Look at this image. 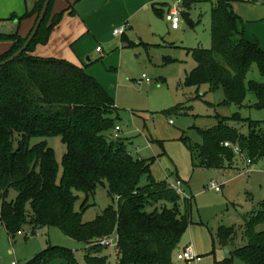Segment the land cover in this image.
Wrapping results in <instances>:
<instances>
[{"label": "trees", "instance_id": "1", "mask_svg": "<svg viewBox=\"0 0 264 264\" xmlns=\"http://www.w3.org/2000/svg\"><path fill=\"white\" fill-rule=\"evenodd\" d=\"M179 1L185 15L184 9L201 0ZM43 2L37 0L19 20L32 15L37 19ZM53 2L50 0L26 50L0 65V225L11 234L20 232L25 224L56 226L64 235L87 244L85 264H110L102 253L106 246L96 241L113 234L117 240L116 264H174L180 238L193 222V197L181 195L166 179L155 180L150 169L152 158L134 157L125 138L120 133L114 136L115 126H119L118 116H113L115 101L83 66L32 54L37 44L47 41L61 18L62 12L51 16ZM210 14V48L190 49L195 66L185 73V84H207L212 91L221 87L223 105L242 106L250 92L255 98L251 106L264 109V81L246 80L253 64L264 77V50L259 41L245 38L243 20L234 11L232 0H214ZM27 36L22 38L18 29L0 33V41L11 43L10 49L0 54V61L15 52ZM122 39L132 44L125 36ZM178 109L176 106L166 112ZM239 118L238 113L220 116L216 125L200 130L202 143L195 148L188 145L191 155H197L199 167L227 168L236 156L233 146L251 162L264 159V133L259 130L264 120L250 121L248 134H242L226 123ZM49 136H59L66 146L58 180L54 151L46 140L31 146L28 143L32 137ZM226 141L231 146H225ZM176 180L181 182L178 177ZM99 185L107 186L113 203L92 221L84 222L87 201ZM11 191L16 196L8 201ZM78 192L83 194V201L76 210ZM242 225L245 243L235 247L232 255L246 264H264V201L243 216ZM259 226L262 229H257ZM215 235L219 246L228 247L235 226L219 225ZM58 260L75 264L70 249L56 246L26 264H53ZM231 260L215 259L213 264H231Z\"/></svg>", "mask_w": 264, "mask_h": 264}, {"label": "rangeland", "instance_id": "2", "mask_svg": "<svg viewBox=\"0 0 264 264\" xmlns=\"http://www.w3.org/2000/svg\"><path fill=\"white\" fill-rule=\"evenodd\" d=\"M210 2L201 0L188 10L184 9L188 16L186 18L182 13L177 30H171L163 17L152 10L149 24L143 22L127 31L128 36L134 38V44L127 45L122 41L124 35L112 38L108 44L101 43L104 51L112 50L109 54L122 51L120 67L112 65L116 69L108 72L104 87L115 101L117 109L113 116H118V133L125 138L128 151L134 157L152 158L150 169L155 180L166 179L170 183L181 178L184 196L193 197V222L182 234L177 248L192 244L201 256L196 264H213L215 259L226 257L232 259L231 264H246L231 252L245 243L243 216L259 208V203L264 201V159L248 164L247 157L240 151L227 168L209 169L199 167L197 155L192 156L188 148V145L195 148L201 144L200 130L216 125L220 116L231 117L238 113L240 120L230 119L226 123L242 134H248L250 121L264 120V109L251 106L255 98L250 92H247L242 106L223 105L220 104L224 99L221 87L212 91L207 84L193 86L184 82L185 73L195 66L190 49L197 46L209 49L211 45ZM232 7L245 16L261 10L264 13V0H235ZM143 73L149 81L136 83ZM249 79L264 81L255 64L246 75V80ZM176 106H179L178 110L166 112ZM259 130L264 133V124H260ZM41 140H46L54 151L58 180L66 146L59 136L32 137L28 143L31 146ZM211 180L221 185L220 191L209 187ZM142 183H145V176ZM15 196L16 192L11 191L6 200ZM77 196L75 209L79 210L83 194L78 192ZM112 203L107 186H97L94 197L87 201L82 221H92ZM219 225L235 226L232 245L222 247L217 244L215 233ZM50 246L70 249L74 263L85 264L84 248L87 244L64 235L56 226L37 228L25 224L20 232L11 234L0 225V264H26ZM114 249L107 246L102 253L116 264L118 258L116 260ZM173 263L185 264L175 256ZM53 264L67 263L58 260Z\"/></svg>", "mask_w": 264, "mask_h": 264}, {"label": "crops", "instance_id": "3", "mask_svg": "<svg viewBox=\"0 0 264 264\" xmlns=\"http://www.w3.org/2000/svg\"><path fill=\"white\" fill-rule=\"evenodd\" d=\"M213 1L211 0L210 4ZM234 1L232 0V6ZM36 2L37 0H0V33L9 34L18 29L22 38L29 35L36 20L35 15L22 20L18 17L31 9ZM171 3L168 0H54L51 16L62 12L61 18L50 31L47 41L37 44L32 54L38 57L65 59L83 66L85 71L104 87L108 72L116 69L112 65L120 67L122 51L109 54L112 50L108 48V52L104 51L101 43L108 44L116 37L112 34L113 29L126 24L123 35L128 42L134 44V38L128 36L127 31L137 28L143 22L149 24L152 19L149 13L152 10L163 17ZM234 11L243 20L245 38L257 39L264 50L263 10L248 16L235 9ZM184 13L188 15L185 10ZM167 25L170 28L168 23ZM98 46H101V51L96 50ZM10 47V42L0 41V54ZM115 256L117 260V254ZM108 261L113 264L109 259Z\"/></svg>", "mask_w": 264, "mask_h": 264}, {"label": "built area", "instance_id": "4", "mask_svg": "<svg viewBox=\"0 0 264 264\" xmlns=\"http://www.w3.org/2000/svg\"><path fill=\"white\" fill-rule=\"evenodd\" d=\"M181 15H182V7L180 5V1L173 0L171 5L167 9V11H165L163 18L169 24L171 29H178ZM125 28H126V24H122L121 26L114 28L112 31V34L116 37L122 36L124 34ZM96 50L101 51V46H98ZM148 81H149V78L143 73L141 77L136 80V83L141 84L143 82H148ZM119 130H120V127L115 126V129L113 132L115 137L118 135ZM223 144L225 146H231V144L228 141L224 142ZM233 151L235 153L240 152L237 146H233ZM246 163L248 164L251 163V160L249 158H246ZM169 186H171L181 195H184V191L181 189V182L179 180L170 182ZM209 187L211 189H214L215 191L221 190V185L218 184L214 180H211L209 182ZM113 236L114 235L99 239L96 241V243L102 246H106V247L113 246L115 248L114 250L116 251V241L117 240ZM175 258L178 261L184 262L185 264H196L198 261H200L201 256L194 251L192 245H186V246H183L182 248L176 249ZM12 264H16V263L12 262Z\"/></svg>", "mask_w": 264, "mask_h": 264}, {"label": "water", "instance_id": "5", "mask_svg": "<svg viewBox=\"0 0 264 264\" xmlns=\"http://www.w3.org/2000/svg\"><path fill=\"white\" fill-rule=\"evenodd\" d=\"M50 3V0H44L42 7L39 11V14L37 16V19L34 23V26L32 28V30L30 31L29 35L27 36V38L25 39L24 43L15 51L13 52L7 59L0 61V65L6 64L8 62L13 61L16 57H18L23 51L26 50L28 44L30 43V41L32 40V38L35 36L38 27L40 26L42 20L44 19L47 7ZM41 226H37V228H40ZM226 251L228 250L227 248L225 249Z\"/></svg>", "mask_w": 264, "mask_h": 264}]
</instances>
